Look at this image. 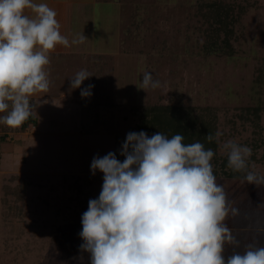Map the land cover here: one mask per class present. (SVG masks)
<instances>
[{
	"label": "rangeland",
	"instance_id": "rangeland-1",
	"mask_svg": "<svg viewBox=\"0 0 264 264\" xmlns=\"http://www.w3.org/2000/svg\"><path fill=\"white\" fill-rule=\"evenodd\" d=\"M82 1L85 12L76 4L68 37L85 39L49 53V90L30 98L36 123L0 130V247L7 264H90L80 249L81 218L103 184L91 162L138 133L132 106L214 107L218 156L227 154L223 142L248 146V171L264 176V0ZM213 2L232 5L239 16L231 55L203 50ZM82 69L92 75L81 85H94L89 97L70 86ZM144 72L160 87L139 89ZM256 106L258 118L248 113ZM217 183L239 210L224 222L238 241L224 245L225 260L249 244L264 247V183L221 175Z\"/></svg>",
	"mask_w": 264,
	"mask_h": 264
},
{
	"label": "clouds",
	"instance_id": "clouds-1",
	"mask_svg": "<svg viewBox=\"0 0 264 264\" xmlns=\"http://www.w3.org/2000/svg\"><path fill=\"white\" fill-rule=\"evenodd\" d=\"M56 16L46 3L0 0V123L9 128L21 127L33 115L31 97L48 92L49 53L57 45L70 47L85 39L70 43ZM90 76L80 70L70 78L71 88H80L82 97L91 96L94 85L81 88ZM137 87L156 89L160 82L144 72ZM221 135L216 133L218 142ZM184 140L181 134L129 132L120 151L123 162L114 152L93 158L92 174L103 173L102 190L89 200L79 234L90 264H264V247L255 244L225 260L224 245L238 241L224 222L239 210L217 183L214 151ZM221 147L229 168H248L250 147L231 140ZM244 180L260 184L264 176L248 171Z\"/></svg>",
	"mask_w": 264,
	"mask_h": 264
},
{
	"label": "trees",
	"instance_id": "trees-1",
	"mask_svg": "<svg viewBox=\"0 0 264 264\" xmlns=\"http://www.w3.org/2000/svg\"><path fill=\"white\" fill-rule=\"evenodd\" d=\"M208 16L211 18V26L207 29V41L203 45L205 54H226L233 53V46L230 38L234 35V22L239 16L234 14V8L230 4L222 2H213L208 4ZM220 33H223L221 41L218 40ZM132 112L137 116L136 130L144 131L151 137L153 134L162 132L168 137L175 134H181L185 137L184 143L190 144L201 142L205 149H212L214 156L211 161L213 173L233 179L245 178L248 168L242 171H234L228 167V154L218 156V141L215 139L217 133V113L216 109L211 106H192L180 104H148L141 107L132 106ZM261 109L253 107L249 114L257 117ZM3 115V114H0ZM30 123H36L32 115L21 126L26 127ZM3 124L0 123V130ZM211 134L214 139L209 142L206 137ZM256 146V145H255ZM121 143L116 142L114 153L118 160L123 162L125 157L120 155Z\"/></svg>",
	"mask_w": 264,
	"mask_h": 264
},
{
	"label": "crops",
	"instance_id": "crops-1",
	"mask_svg": "<svg viewBox=\"0 0 264 264\" xmlns=\"http://www.w3.org/2000/svg\"><path fill=\"white\" fill-rule=\"evenodd\" d=\"M82 1V0H81ZM80 0H35L36 3H46L50 8H52L53 10L56 11L57 16L56 19L58 20V22L60 23V31L61 34L66 36L69 41H70V37L69 36V32L71 30V25H72V20H71V16L73 15V13L77 10V5L76 4H83V7H81V9L83 10V12H85V8H84V4L86 5L85 1L81 2ZM94 1V0H92ZM76 7V9H75ZM75 9V11H74ZM74 11V12H73ZM26 14L29 16H32L33 13H31L30 10H26ZM65 47L62 45H57L55 50H61L64 49ZM54 52V51H52ZM34 96L39 97V94H36ZM32 124V123H31ZM3 248L0 247V264H7V261L2 258L3 256ZM8 264H10L8 262Z\"/></svg>",
	"mask_w": 264,
	"mask_h": 264
}]
</instances>
